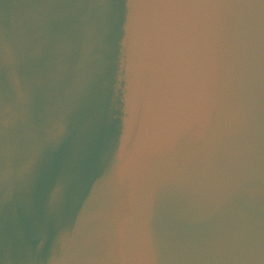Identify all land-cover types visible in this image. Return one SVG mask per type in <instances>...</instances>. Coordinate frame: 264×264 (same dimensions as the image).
<instances>
[{
  "label": "water",
  "instance_id": "1",
  "mask_svg": "<svg viewBox=\"0 0 264 264\" xmlns=\"http://www.w3.org/2000/svg\"><path fill=\"white\" fill-rule=\"evenodd\" d=\"M0 264H264V0H0Z\"/></svg>",
  "mask_w": 264,
  "mask_h": 264
}]
</instances>
